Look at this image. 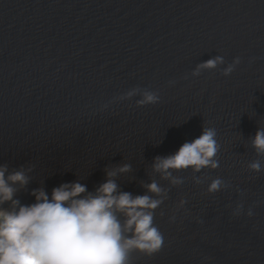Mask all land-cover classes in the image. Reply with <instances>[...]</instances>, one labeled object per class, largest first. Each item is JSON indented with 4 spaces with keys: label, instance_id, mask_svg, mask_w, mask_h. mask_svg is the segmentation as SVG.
<instances>
[{
    "label": "water",
    "instance_id": "1",
    "mask_svg": "<svg viewBox=\"0 0 264 264\" xmlns=\"http://www.w3.org/2000/svg\"><path fill=\"white\" fill-rule=\"evenodd\" d=\"M217 55L224 64L191 75ZM133 88L160 100L121 99ZM203 126L216 130L219 166L177 172L181 185L160 179L154 158ZM258 127L264 0H0V164L32 168L24 204L40 186L50 195L80 180L92 191L123 163L124 191L142 195L156 180L167 191L155 214L164 244L132 253L133 264H264V169L248 167L264 163L251 146ZM217 177L229 187L209 192Z\"/></svg>",
    "mask_w": 264,
    "mask_h": 264
},
{
    "label": "clouds",
    "instance_id": "2",
    "mask_svg": "<svg viewBox=\"0 0 264 264\" xmlns=\"http://www.w3.org/2000/svg\"><path fill=\"white\" fill-rule=\"evenodd\" d=\"M238 63L236 58L223 74L230 75ZM222 64L223 57L217 55L197 64L191 75L198 76L201 70ZM174 83L169 81L170 85ZM138 94L140 106L160 100L157 92H141L139 88L129 90L121 99ZM216 136L214 128L203 126L200 136L184 142L174 153L156 156L152 171L175 186L184 183L175 175L177 172L200 173L204 168H217ZM251 146L258 157H264V128L258 127ZM248 167L260 172L264 163L257 159ZM31 171V167L9 170L7 164H0V264H133L132 253L152 256L161 250L164 238L155 224V214L167 191L156 180L142 185V195L124 191L117 178L132 171L130 164L105 168V180L92 191L80 180L61 183L50 195L40 186L29 192L34 201L24 204L18 194L28 190ZM195 182L200 183L199 177ZM227 187L217 177L210 182L208 191ZM185 203L181 200L180 206ZM243 213V203L237 204L233 215ZM246 214L253 216V209L249 207Z\"/></svg>",
    "mask_w": 264,
    "mask_h": 264
}]
</instances>
